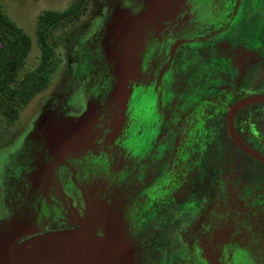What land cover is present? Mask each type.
<instances>
[{
	"label": "flooded vegetation",
	"instance_id": "1",
	"mask_svg": "<svg viewBox=\"0 0 264 264\" xmlns=\"http://www.w3.org/2000/svg\"><path fill=\"white\" fill-rule=\"evenodd\" d=\"M91 4L88 0L67 27L87 17ZM208 5L221 10L209 23ZM139 10L144 50H137L131 58L135 63L122 77H114L118 99L112 113L97 124L89 119L85 135L100 154L140 166L144 173V208L136 213L144 232L141 264H264V161L240 147L264 160V101L238 107L264 95V0H142ZM191 20H196L191 32L176 35ZM110 28L97 44L103 62L102 52L109 54L116 41ZM108 58L105 75L113 68ZM204 59L207 68L214 67L212 73L192 72L205 65ZM168 79L172 89L166 87ZM184 83L189 84L186 91L176 86ZM168 93L175 98L171 106L182 101L192 105L185 134L168 118ZM82 102L74 118L92 105L88 98ZM16 123L7 125L0 117L1 130ZM75 153L65 155L71 160ZM50 155L47 162L37 159L48 171L36 170L29 181L39 221L14 245L48 232L75 230L89 220L94 197L90 200L62 152ZM52 160L56 175L47 167ZM62 169L69 172L71 194L62 189Z\"/></svg>",
	"mask_w": 264,
	"mask_h": 264
},
{
	"label": "rangeland",
	"instance_id": "2",
	"mask_svg": "<svg viewBox=\"0 0 264 264\" xmlns=\"http://www.w3.org/2000/svg\"><path fill=\"white\" fill-rule=\"evenodd\" d=\"M0 1L5 14L33 38L25 66L26 69L33 68L39 54L34 40L37 16L46 10L61 11L71 0ZM141 4L142 0H92L91 12L78 25L51 32V44L56 41L58 44L55 47L56 63L50 75V89L22 109L16 124L10 128L3 125V129L9 131L0 129V243L11 244L31 233L28 230L34 228L39 221L38 199L34 198L29 181L35 178L36 170L39 173L48 171L37 164L40 159L42 162L49 161L50 154H54L51 137L67 131L66 123L75 122L88 111L91 113L89 119L95 118L96 124L112 113L111 106L115 105L114 77H122V71L131 62L135 63L134 56L138 51L144 50V44L140 40L143 30V18L139 10ZM219 10L208 5L205 10V13L209 11L206 13L210 17L208 23L220 14ZM194 24L196 20L179 26L176 35L190 33L191 25ZM201 24L199 23V27ZM110 27L113 28L110 35L116 37V41L111 43L109 54L101 51L104 62L108 56L113 65V68H109L111 73L108 71L105 75L108 68H105L106 63L103 66L97 44H101L100 38ZM100 47L104 49L102 45ZM140 47L143 48L140 50ZM95 54L100 59L93 56ZM204 62L205 65L202 64L198 69L194 66L192 72L212 73L214 67L209 69L207 60L204 59ZM135 68L134 66L133 69ZM94 69L98 71L93 73ZM185 83L176 86L182 90L185 88L186 91L189 84ZM172 86V82L166 80V87L172 89ZM167 96L170 103L165 108L168 118L185 134L188 123L193 119L190 111L192 105L182 101L171 106L175 98L169 93ZM87 98L92 102L89 105L91 108L74 118L83 107L82 101ZM195 115L194 112V117ZM81 138L83 139H80L77 147H69L64 150V154L62 152V156L68 152H76L75 158L68 160L67 155L62 158L71 163L76 172V180L90 194V200L94 197L88 220L92 233L96 236H109L124 243L131 250L135 264H141L144 259V232L138 225L140 221L136 213L144 208V173L140 166L108 159L94 150L96 148L91 146L90 140L87 141L86 135ZM89 150L94 152H88ZM56 166L54 161L47 165L55 175ZM63 171L59 174L62 189L71 194V187L67 182L69 172Z\"/></svg>",
	"mask_w": 264,
	"mask_h": 264
},
{
	"label": "trees",
	"instance_id": "3",
	"mask_svg": "<svg viewBox=\"0 0 264 264\" xmlns=\"http://www.w3.org/2000/svg\"><path fill=\"white\" fill-rule=\"evenodd\" d=\"M88 0H72L63 11H44L36 18L34 40L39 54L33 68L26 69L33 38L8 17L0 1V117L7 125L19 119L22 109L50 85L56 63L50 34L75 22Z\"/></svg>",
	"mask_w": 264,
	"mask_h": 264
},
{
	"label": "water",
	"instance_id": "4",
	"mask_svg": "<svg viewBox=\"0 0 264 264\" xmlns=\"http://www.w3.org/2000/svg\"><path fill=\"white\" fill-rule=\"evenodd\" d=\"M115 99H118L117 92ZM264 95L248 98L239 106L262 102ZM91 113L88 111L73 123H66L67 131L52 136L51 148L63 152L69 147H77L84 137ZM62 124V123H60ZM59 124V125H60ZM250 156H259L240 145ZM0 243V264H132L133 257L127 245L109 236H96L88 221L80 228L68 231L45 233L27 239L18 245Z\"/></svg>",
	"mask_w": 264,
	"mask_h": 264
}]
</instances>
